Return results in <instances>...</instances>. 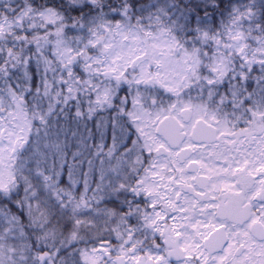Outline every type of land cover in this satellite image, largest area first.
I'll return each instance as SVG.
<instances>
[{
  "label": "snow or ice",
  "instance_id": "snow-or-ice-1",
  "mask_svg": "<svg viewBox=\"0 0 264 264\" xmlns=\"http://www.w3.org/2000/svg\"><path fill=\"white\" fill-rule=\"evenodd\" d=\"M0 264H264V0H0Z\"/></svg>",
  "mask_w": 264,
  "mask_h": 264
},
{
  "label": "clouds",
  "instance_id": "clouds-1",
  "mask_svg": "<svg viewBox=\"0 0 264 264\" xmlns=\"http://www.w3.org/2000/svg\"><path fill=\"white\" fill-rule=\"evenodd\" d=\"M61 142H63V138H61ZM41 150H44L43 147L41 148ZM74 150V147H73V142H72V138L69 137L68 138V148H67V151H73ZM50 159H51V156H50ZM58 159V157H57ZM83 171L85 173H87L88 169H87V165H84L83 167ZM64 181H65V185L63 186H67V176H65L64 178ZM89 180H90V183L91 184H95V183H98L99 182V175H98V166H97V172L95 174H93L92 176L89 177ZM80 185H76L74 188H73V191H76L77 189H79Z\"/></svg>",
  "mask_w": 264,
  "mask_h": 264
}]
</instances>
